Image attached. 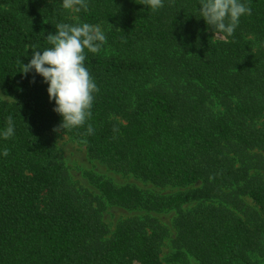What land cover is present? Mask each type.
Returning a JSON list of instances; mask_svg holds the SVG:
<instances>
[{"label": "trees", "instance_id": "obj_1", "mask_svg": "<svg viewBox=\"0 0 264 264\" xmlns=\"http://www.w3.org/2000/svg\"><path fill=\"white\" fill-rule=\"evenodd\" d=\"M47 1L0 0V92L14 101H0V133L7 117L14 124L11 138L0 135V264H163L168 232L151 217L126 219L106 238L104 203L71 184L57 134L83 141L116 173L187 189L152 197L93 181L110 205L178 212V251L169 262H183L184 250L199 264H257L253 256L264 257V0H241L251 15L216 42L205 38L213 30L200 0H163L156 11L144 0H87L79 13ZM58 23L109 26L98 53L85 49L99 89L91 118L71 130H57L62 117L43 77L21 73L33 49L50 47L46 36ZM108 48L116 54L105 56ZM148 48L157 60L145 56Z\"/></svg>", "mask_w": 264, "mask_h": 264}, {"label": "clouds", "instance_id": "obj_2", "mask_svg": "<svg viewBox=\"0 0 264 264\" xmlns=\"http://www.w3.org/2000/svg\"><path fill=\"white\" fill-rule=\"evenodd\" d=\"M152 11L164 7L163 0H144ZM62 7L79 13L88 10L87 0H62ZM198 11L215 36L224 34L232 36L239 25L240 18L251 15V8L241 0H200ZM50 47L43 51L33 49L29 63L23 64L21 73L34 70L48 84L47 92L50 101H55L53 109L62 117L57 130L82 127L91 118V109L95 93L99 91L90 72L85 67V49L96 54L107 42L99 26L89 23L70 25L58 23L55 34L46 36ZM7 127L0 133L5 140L14 135V124L11 116L7 117ZM91 124L87 134H93ZM3 154L8 155L5 149ZM188 259L194 260L189 255Z\"/></svg>", "mask_w": 264, "mask_h": 264}, {"label": "rangeland", "instance_id": "obj_3", "mask_svg": "<svg viewBox=\"0 0 264 264\" xmlns=\"http://www.w3.org/2000/svg\"><path fill=\"white\" fill-rule=\"evenodd\" d=\"M43 2H48L47 0H42ZM71 13L72 10H69ZM73 18H75L73 16ZM104 34L109 30V26L100 25L99 26ZM206 40L210 42L224 41V38L221 34L215 36L213 31H207L205 35ZM150 48L147 49L145 56L147 58H153L157 60L156 55H148L149 52H152ZM103 54L105 56H110L116 54L113 49H106ZM159 64L160 62L157 61ZM161 65V64H160ZM158 65V68L162 69ZM0 101L12 104L13 99L6 97L0 92ZM54 145L59 151V154L62 158L63 164L70 178L71 184L76 189H82L89 192L93 197L100 199L104 203V208L101 213L102 222L107 228L108 235L106 238L111 237L117 225L130 218H142L145 216L155 219L161 226L167 229L168 236L163 241L160 247V258L163 264H199L197 260H189L188 254L184 250H179L182 252L186 258L183 262H174L171 263L168 261L169 257L176 253L178 250L174 248V239L176 237V232L173 227L174 219L177 217L178 212L176 210H170L163 213H156L147 210H137V209H125L119 206L110 205L101 197V193L98 190L97 186L94 184V180L107 181L115 187H124L129 186L137 189L145 196L152 197H168L173 196L177 193L185 191L187 189L181 188H172L169 186L158 187L148 182H142L135 179L131 175H125L121 173H116L105 165H103L98 159L93 158L86 146L85 143L81 140L72 139L66 135H51ZM245 204L254 208L253 203L248 198H243ZM194 207L193 205H187L181 208V211L186 212ZM256 209V208H255ZM240 217H243L241 214ZM253 260L257 264H264V257L253 256Z\"/></svg>", "mask_w": 264, "mask_h": 264}]
</instances>
